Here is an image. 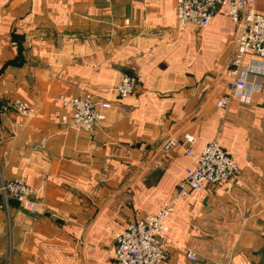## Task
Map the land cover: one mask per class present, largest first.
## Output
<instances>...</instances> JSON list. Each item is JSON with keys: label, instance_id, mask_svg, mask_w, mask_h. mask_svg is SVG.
<instances>
[{"label": "crops", "instance_id": "0c3cea01", "mask_svg": "<svg viewBox=\"0 0 264 264\" xmlns=\"http://www.w3.org/2000/svg\"><path fill=\"white\" fill-rule=\"evenodd\" d=\"M235 36L227 8L182 27L176 0H0V180L39 190L34 210L0 192V264H114V234L157 213L193 164L186 134L195 153L217 141L240 172L178 202L166 264H264V61L246 55L251 89L232 88ZM86 94L111 103L95 137L61 120V97ZM15 99L32 114L5 110ZM168 137L180 145L165 152Z\"/></svg>", "mask_w": 264, "mask_h": 264}, {"label": "built area", "instance_id": "2783aa9c", "mask_svg": "<svg viewBox=\"0 0 264 264\" xmlns=\"http://www.w3.org/2000/svg\"><path fill=\"white\" fill-rule=\"evenodd\" d=\"M255 4L256 0H176L180 25H194L200 30L206 29L215 16L223 8H227L229 17L236 24L237 44L233 66L228 69L227 74L229 85L240 93L251 89L248 71L243 68L241 71L245 56L252 54L264 61V15L257 12ZM141 76L142 72L123 76L115 86L118 95L127 97L133 94ZM256 89L264 94L263 84L259 83ZM229 100V96H224L217 102L222 116ZM61 102L69 109L61 117L62 122L67 127L87 131L93 137L100 131L106 118L105 111L111 108L110 102L100 100L92 94L64 96L61 97ZM10 108L26 116L32 114L30 103L21 99L4 105L5 110ZM194 141L193 135H185V154L192 158L193 164L187 168L186 176L173 197L165 201L154 215L130 222L123 231L114 234V264H166L169 259L166 248L168 221L178 202L190 191L198 192L207 184L216 186L230 181L240 172L239 163L217 141L209 142L201 153H195L190 147ZM179 145L178 140L168 137L162 143V149L169 152ZM0 192L34 210V197L39 190L30 187L24 179L16 178L0 180ZM187 257L192 262L198 261L195 253L188 252Z\"/></svg>", "mask_w": 264, "mask_h": 264}]
</instances>
